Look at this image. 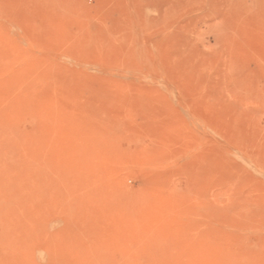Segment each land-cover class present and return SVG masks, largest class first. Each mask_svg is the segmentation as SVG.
I'll list each match as a JSON object with an SVG mask.
<instances>
[{
	"label": "rangeland",
	"instance_id": "374dc122",
	"mask_svg": "<svg viewBox=\"0 0 264 264\" xmlns=\"http://www.w3.org/2000/svg\"><path fill=\"white\" fill-rule=\"evenodd\" d=\"M0 264H264V0H0Z\"/></svg>",
	"mask_w": 264,
	"mask_h": 264
}]
</instances>
